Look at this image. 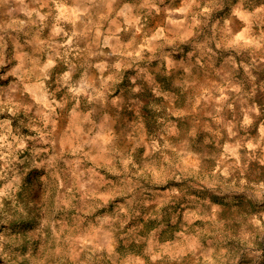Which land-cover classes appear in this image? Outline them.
Returning <instances> with one entry per match:
<instances>
[{
  "label": "rangeland",
  "instance_id": "374dc122",
  "mask_svg": "<svg viewBox=\"0 0 264 264\" xmlns=\"http://www.w3.org/2000/svg\"><path fill=\"white\" fill-rule=\"evenodd\" d=\"M0 264H264V0H0Z\"/></svg>",
  "mask_w": 264,
  "mask_h": 264
}]
</instances>
